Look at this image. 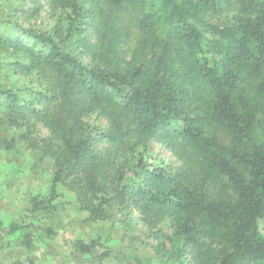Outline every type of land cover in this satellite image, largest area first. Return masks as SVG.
<instances>
[{
	"label": "trees",
	"instance_id": "obj_1",
	"mask_svg": "<svg viewBox=\"0 0 264 264\" xmlns=\"http://www.w3.org/2000/svg\"><path fill=\"white\" fill-rule=\"evenodd\" d=\"M3 4L0 151L53 169L29 215L53 214L64 188L89 221L167 242L160 264H264V0ZM29 215L0 221V245L33 246ZM71 251L116 253L99 239Z\"/></svg>",
	"mask_w": 264,
	"mask_h": 264
},
{
	"label": "rangeland",
	"instance_id": "obj_2",
	"mask_svg": "<svg viewBox=\"0 0 264 264\" xmlns=\"http://www.w3.org/2000/svg\"><path fill=\"white\" fill-rule=\"evenodd\" d=\"M9 1L11 0H0V11L3 3ZM46 10L37 22L40 24L43 19L47 21L46 24L51 25L53 21L49 16L50 11ZM231 15L232 12L227 10L212 19L224 25L228 23ZM3 75L4 72L0 77ZM18 147L12 153L0 151V221L5 224L13 219L27 217L31 208L30 199L35 195H47L51 185L53 169L49 160L40 161L36 155L24 150L23 146ZM155 149L160 159L175 161V157L164 147L155 145ZM60 192L61 197L56 201L57 209L53 214L36 217L29 215L28 221L31 219L37 226L42 227L41 230L33 229V246L27 248L20 241L6 239L0 245V264H80L71 251V243L75 239H99L101 244L115 248L116 253L103 264H115L118 261L136 264L135 259L138 258L144 263L160 264L161 251L169 247L167 242L160 245L155 237L140 233L135 227L125 230L117 221L93 223L88 220L86 213L80 211L72 193L64 188H60ZM139 227L145 230L143 225L140 224ZM45 228H52L54 236H47ZM119 253H125L127 259L122 260Z\"/></svg>",
	"mask_w": 264,
	"mask_h": 264
}]
</instances>
